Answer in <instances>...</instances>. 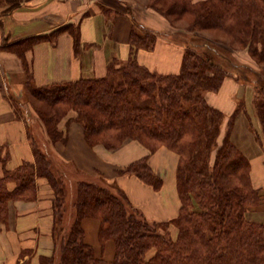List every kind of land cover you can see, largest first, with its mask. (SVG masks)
Returning a JSON list of instances; mask_svg holds the SVG:
<instances>
[{
	"label": "trees",
	"instance_id": "16d2710c",
	"mask_svg": "<svg viewBox=\"0 0 264 264\" xmlns=\"http://www.w3.org/2000/svg\"><path fill=\"white\" fill-rule=\"evenodd\" d=\"M19 2L10 0L11 8ZM151 3L149 7L170 22L190 17L186 25L189 32L168 33L175 40L180 36L181 40H177L184 46L180 69L175 74L161 75L137 61L136 52L152 50L157 38L156 32L138 21L130 28L126 61L112 60L102 77L34 86L23 58L25 47H18L27 70L25 92L42 102L48 111L43 113L34 107L36 123L44 129L43 137L36 126L30 125L34 123L32 118L26 124L31 161L8 168L9 155L2 153L0 147V223L7 220L11 201L36 199L37 180H46L53 195L50 232L55 251L50 256L39 255L38 264H264V221L251 217L250 212L261 204V189L253 187L249 158L229 137L236 112L232 113L229 127L217 146L223 113L209 104L204 94L217 91L226 76L257 89L255 105L262 126L260 146L264 157V72L235 63L230 57L231 69H225L216 57H225L223 47L199 39L196 32L203 29L221 32L228 39L226 45L245 48L256 61L264 62V0ZM66 28L76 47L79 41L76 28L72 25ZM46 39L50 37L41 34L21 43L27 41L24 45H29ZM13 105L20 118L16 100ZM70 112L76 116L67 118V124L73 119L79 121L90 146L102 145L115 151L123 141L132 139L140 142L148 155L160 146L176 152L179 155L176 190L181 203L177 216L165 222L149 221L121 190L113 189V185L101 179L102 184L78 181L70 207L68 178L51 150L52 143L65 141V129L59 128V122ZM197 150L203 155L197 156ZM148 155L130 162L122 172L135 174L158 188L161 180L148 166ZM8 183L14 187L10 189ZM70 208H74L75 216L67 228ZM83 217L98 220L101 250L106 241L113 242L111 260L96 256L94 248L85 243ZM171 225L177 230L174 238L168 228ZM151 249L154 253L148 257ZM31 254L24 249L20 258ZM29 259L17 264H30Z\"/></svg>",
	"mask_w": 264,
	"mask_h": 264
},
{
	"label": "crops",
	"instance_id": "0c3cea01",
	"mask_svg": "<svg viewBox=\"0 0 264 264\" xmlns=\"http://www.w3.org/2000/svg\"><path fill=\"white\" fill-rule=\"evenodd\" d=\"M136 2L138 1L20 0L18 6L11 8L10 0H0V147L2 153L9 155L8 168L33 159L26 133V124L31 122L30 118L17 117L13 108V101L20 95H25L27 70L31 74L30 83L38 87L81 77H102L112 60L116 59L119 63L126 61L130 28L138 21L144 28L156 32L157 38L152 50L140 49L136 52L137 61L161 75L179 71L184 53L183 44L168 35L160 15H155L152 9L138 2L142 11L147 12L141 20L136 15ZM68 25L75 27L78 32L76 47L72 35L67 31ZM41 34L48 35L50 39L29 45H24L27 41L21 43ZM22 46L25 47L22 53L28 64L27 70L17 52L18 47ZM248 87V83L226 76L219 89L207 92L205 97L209 104L224 114V120L236 112L230 137L239 150L249 157L250 174L254 179L253 164L260 163L259 170H262L264 164L262 152L253 145L250 137L247 111L235 109L236 99L245 97V89ZM69 117L74 116L69 113L59 122V128L65 129V141L50 145L53 154L60 160L61 168L63 166L65 177L70 181V207L75 196V183L96 182L100 178L106 184L113 185V189L116 187L121 190L130 204L149 221L165 222L177 216L181 203L176 190L175 176L179 161L176 152L160 146L148 155L147 149L132 139L123 141L115 151L107 150L102 145L90 146L84 138L82 124L77 120H71L67 124ZM146 155L148 166L161 180L158 188H153L135 174L122 172L124 166ZM67 171L74 174L69 178ZM45 181L44 178L37 180L36 199H16L9 203L7 220L0 223V264L22 263L28 258L30 264H38L39 255L50 256L55 251V240L50 232L53 195ZM8 184L10 189L14 187L13 183ZM73 218L71 213L67 218V228L72 224ZM254 218L258 220L261 216L256 213ZM81 225L84 241L94 248L95 255L111 260L114 245L108 240L101 250L97 235L98 220L83 217ZM168 228L171 235L176 234V227L171 225ZM24 249L30 250L31 256L20 258ZM153 253L154 250L151 249L147 253L148 257Z\"/></svg>",
	"mask_w": 264,
	"mask_h": 264
},
{
	"label": "rangeland",
	"instance_id": "374dc122",
	"mask_svg": "<svg viewBox=\"0 0 264 264\" xmlns=\"http://www.w3.org/2000/svg\"><path fill=\"white\" fill-rule=\"evenodd\" d=\"M137 1L139 3H143L144 6H146V8H150L149 5H151L152 4L151 2H153V0H137ZM138 2H136V3H138ZM139 3L136 4L134 7H136V10H137V14L136 15L141 20H143L144 16L147 15L146 14L147 12L145 13L144 11H142V8L140 7L141 5L139 6ZM167 4L168 3L166 1V6H167ZM153 12L156 13L155 15H160L157 11L153 10ZM160 16L164 20L163 21L164 26H163V24H162V26L165 27V29H166V31L168 33H174L176 31H180V30L184 31V32H189V31H187V26L186 25L188 24L190 17L187 16V17L180 18V19L174 18V22H170L169 20H167L162 15H160ZM196 32H197V37L199 39H203L205 42L206 41L214 42V43H216V44H218V45L223 47V50H224L223 54H225L224 55L225 57L224 58H219L216 54L215 55H216L217 59L219 60V63H221L222 66L225 69H231L230 68L231 63L229 62L231 60L228 59V57H230V59L232 58L233 62H235V63L248 65V66L257 68L260 71L264 72V62L256 61L257 59H255L253 56H251L249 54V52L245 48H240V47H238V48L236 47L235 48L232 45H230V46L226 45L228 39H226L227 37H225V34H223L221 32H217V31H215L213 29H209V30L208 29H203V30H199V31H196ZM177 39L181 40V37L178 36ZM203 42H201V43H203ZM203 47H205V49H208L206 46H203ZM208 51H210V49ZM242 83H247V82H242ZM248 85L251 88L248 87V88L245 89V95H244L245 97L242 96V97H239L238 99H236L238 101H235V109L236 110H244L245 109V111H247V120H248L247 124L249 125V133L251 134L250 137H252V139H253V142H254L253 145L255 147H257V149H259L262 152V156H263V151L261 149L262 146H260V143L262 142V136L261 135H263L262 134V126L260 124L261 122H260L258 113L256 111L257 108H256V105H255V101H256L255 98H256V94H257L256 90L257 89H255V87L252 86V84H250V83H248ZM207 92H204V94H206ZM202 93H203V91H202ZM20 96L21 97L16 98V102L18 104V107H17L18 108V112H17V114L19 116H21L22 118H26V117L27 118H32L31 120H33L34 123L30 124V125L36 126L38 128V130H40L39 132L41 133V136H42L43 135L42 131H44V129L42 128V126H40V124L36 123L38 121L37 120L38 118L36 117L35 114H33V112L35 111L34 107L39 108L40 111L43 112V113H47V111H48L47 108L48 107H45V105L42 102H40L39 100H37L36 98L27 95L26 92H25V95H20ZM248 113H250V115ZM70 115L76 116V114L74 112H70ZM231 119H232V114L227 116V119H225V120H224V114H223V118H222L221 124H220L221 125V128H220V132L221 133H220L219 137H217L218 138L217 146H219L221 144L222 137L226 133V131H227L228 127H229L228 124L230 123ZM232 120H233L232 124H234L235 116H234V119H232ZM232 129H233V125H232V128H230V132H232ZM38 130H36V131H38ZM230 136H231V133H230ZM214 150H212L213 152H212V155H211V159H213L214 152H215ZM197 151H198L197 152V156H202L203 155L200 150H197ZM263 160H264V157H263ZM249 161H250V159H249ZM254 162L256 163V161H254ZM253 166H254V171H253L254 179H252V177H251L252 183L254 185L253 187H257V188L261 189L262 198H261V204L257 207V209H254V210H252L250 212H251V217L254 218L256 213H257L258 216H261V218H259L258 220L264 221V164H262V170H259L260 163L257 164V165L253 164ZM62 168H63V166H62ZM257 170H258V172H256ZM67 173H68V177L69 178L71 177V175L74 174V173L70 174L68 171H67ZM97 181H99V182H97ZM97 181H96L97 183H101V184L103 183V181H101L100 178H98ZM68 183H70V181H68ZM76 185H77V183H75V190H76ZM70 191H71V189H70ZM74 198H75V196H74ZM74 198H73V202H74ZM71 213H72V216L74 217L75 216L74 208H73V210H72V208H70L68 218L71 216ZM170 236L172 238H174L176 236V234H174V235L170 234Z\"/></svg>",
	"mask_w": 264,
	"mask_h": 264
}]
</instances>
